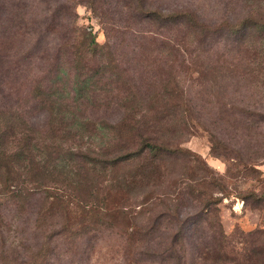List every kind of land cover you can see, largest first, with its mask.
<instances>
[{
  "label": "rangeland",
  "instance_id": "374dc122",
  "mask_svg": "<svg viewBox=\"0 0 264 264\" xmlns=\"http://www.w3.org/2000/svg\"><path fill=\"white\" fill-rule=\"evenodd\" d=\"M61 1L0 0V107L21 111L31 126L39 130L46 127L47 113L30 97L31 79L37 74L36 63L17 57L23 50L32 48L34 39L41 41L42 49L52 50L50 53L63 44L59 35L68 33L71 22L68 19L60 22V18L52 21L51 17ZM142 2L152 12L146 14L151 22L153 13L181 19L189 16L208 33H189L178 25L174 26L175 33H167L161 21L145 26L135 22L128 29V24L118 22L117 15L106 16L101 9L93 12L78 2L72 7L75 28L93 35L99 45L106 41V29L114 27V31L121 32L117 33V39L113 31L109 41L117 46L116 52L127 70L126 79L142 104H150L152 82L169 80L178 86L156 122L149 112L135 116L137 120L143 116L153 125L139 129L140 132L168 143L172 146L169 149H177L176 155L170 156L168 152L155 163L156 169L150 170L140 182L145 185L143 192L133 191L138 195L133 201L138 205L137 210L143 199L139 195L149 193L148 200H154L134 220L147 234L141 243L143 247H138L141 251L144 249L141 264H177L174 259L182 255L183 264H213L203 262L199 255L200 250L206 251L217 243L219 237L212 238L215 224L222 228L227 258L237 264H247L251 248L264 255V240L251 245L248 236L264 229V124L246 130L241 114L243 110L260 112L264 99L259 93L254 96L255 90L246 91V81L238 73L232 76L228 65L225 68L220 60L217 62V56L230 43L224 30L227 24L242 20L248 6L258 11L257 3L247 6L242 0ZM112 5L109 8L116 13ZM259 12L264 15L263 9ZM111 19L113 24L118 23L112 26ZM51 21L57 26L54 33L58 35L37 32ZM140 29L157 32L145 35L144 41L152 45L145 54L135 46L141 43L137 33ZM24 63L25 79L17 71ZM216 65L222 67V72L212 71ZM194 67L197 72H193ZM80 112L91 120L105 123H119L125 117L122 108L115 105L108 109L81 107ZM207 204L213 210L209 224L203 214ZM39 206V201L32 202L24 212L12 207L0 208V257L20 262L44 246L43 252L47 253L39 257L37 264L41 261L44 264H131L132 255L128 250L134 251V247L128 246L118 229L105 225L97 226L96 232L73 244L61 238H53L46 244L54 223L49 219L38 221ZM174 243L183 248L176 247V252H171Z\"/></svg>",
  "mask_w": 264,
  "mask_h": 264
},
{
  "label": "trees",
  "instance_id": "16d2710c",
  "mask_svg": "<svg viewBox=\"0 0 264 264\" xmlns=\"http://www.w3.org/2000/svg\"><path fill=\"white\" fill-rule=\"evenodd\" d=\"M242 1L250 6L257 3L258 11L250 10L247 5L249 9L242 20L227 24L224 30L230 43H226L218 54L217 62L220 60L225 68L228 65L232 76L238 73L246 81V91L255 90L254 96L259 93L264 99V15L259 12L264 11V0ZM76 2L87 5L93 12L101 9L106 16L117 15L118 22L128 24V29L135 22L145 26L161 21V27L167 33H175V25L189 33H208L189 16L181 19L153 13L154 21L151 22L146 14L152 12L146 9L142 0L61 1L51 17L52 21L60 18V22L64 19L71 22L68 33L59 35L63 44L50 53L52 50L42 49L41 41L34 39L32 48L28 47L17 57L36 63L37 74L31 79L29 92L36 106L47 113L46 127L36 129L21 111L0 107V208L12 207L24 212L32 202L39 201L38 221L49 219L54 223L46 244L53 238L73 244L77 239L88 238L96 232L97 226L116 228L128 246L134 247V251L128 250L132 255L131 264H141L144 249L141 251L138 247H143L141 243L147 234L135 225L134 220L154 200H148L149 193L139 195L143 199L137 210L138 205L133 201L138 195L133 191L143 192L145 185L140 182L150 170L156 169L155 163L168 152L170 156L176 155L177 149H169L172 146L168 143L140 132L139 129H149L153 125L143 116H140L141 121L135 116L149 112L156 122L165 112V106H169L172 92L178 86L169 80L152 82L150 86L154 91L150 104H142L126 79L127 70L116 52L117 46L109 41L114 27L105 30L106 41L99 45L93 35L75 28L72 7ZM110 5L117 9L116 13ZM52 21L37 32L58 35L54 33L57 26L52 25ZM109 21L112 26L118 23ZM114 32L118 39L117 33L121 32ZM137 33L141 43L135 44L136 49L145 54L152 46L144 41L145 35L157 32L140 29ZM25 66L26 63L17 68L24 79L27 77ZM221 68L216 65L212 71L220 73ZM196 70L194 67L193 72ZM113 105L122 108L125 115L119 123L91 120L80 112L81 107L108 109ZM241 116L246 121V130L256 129L264 124V107L260 112L243 110ZM137 183H140L139 187ZM204 209L209 224L213 210L209 204ZM212 233L213 239L219 237L217 243L206 251L200 250L199 259L205 263L237 264L234 259L227 258L220 225L215 224ZM248 236L251 245H256L257 241L264 240V229L255 230ZM177 246L174 243L171 252H176ZM43 247L20 262L1 256L0 264H37L39 257L47 253L43 252ZM177 248L181 250L183 245ZM174 260L183 264L185 258L182 255ZM263 260L264 255L260 252L253 248L249 250L247 264H264Z\"/></svg>",
  "mask_w": 264,
  "mask_h": 264
}]
</instances>
